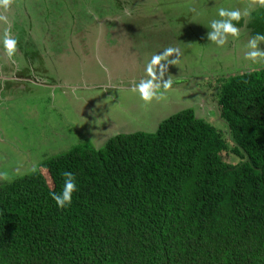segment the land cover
Returning <instances> with one entry per match:
<instances>
[{
	"label": "trees",
	"instance_id": "1",
	"mask_svg": "<svg viewBox=\"0 0 264 264\" xmlns=\"http://www.w3.org/2000/svg\"><path fill=\"white\" fill-rule=\"evenodd\" d=\"M213 94L221 128L182 108L0 180V264H264V67Z\"/></svg>",
	"mask_w": 264,
	"mask_h": 264
},
{
	"label": "rangeland",
	"instance_id": "2",
	"mask_svg": "<svg viewBox=\"0 0 264 264\" xmlns=\"http://www.w3.org/2000/svg\"><path fill=\"white\" fill-rule=\"evenodd\" d=\"M117 1L98 0L105 8L100 12L108 8L109 15L119 16ZM126 3L129 17L125 13L120 25L113 17V24L107 22L112 27L92 26V18L84 17L88 22L83 32L109 29L98 40L94 77H88L84 64L78 74L84 82L78 88L64 93L57 89L54 95L37 89L32 98H0V180L23 175L48 155L77 143L98 148L115 133L152 132L159 120L182 108H192L221 128L223 124L212 118L219 84L230 75L264 67V36H252L245 25L235 24L219 36L213 34L214 22L245 19L263 0ZM92 36H84V50L97 40ZM132 72L140 77L122 78ZM88 82L97 85L88 87Z\"/></svg>",
	"mask_w": 264,
	"mask_h": 264
},
{
	"label": "crops",
	"instance_id": "3",
	"mask_svg": "<svg viewBox=\"0 0 264 264\" xmlns=\"http://www.w3.org/2000/svg\"><path fill=\"white\" fill-rule=\"evenodd\" d=\"M97 1L0 0V98H18L22 94L32 98L37 89L46 88L48 95H54L57 89L64 93L65 89L78 88L84 82L78 77L84 64L89 70L88 77H94L99 61L98 40L108 33L104 29L94 34L83 32L88 22L84 17L92 18V26H101L104 20L107 23L113 17L120 25L124 20L122 17L130 11L126 1L119 0V16L109 15L108 8L102 14ZM258 6H264V0L263 5ZM87 35H93L97 40H92L84 50L83 38ZM77 63L81 66L79 69ZM134 76L136 79L140 77L132 72L122 78L134 81ZM86 84L88 87L97 85L93 82Z\"/></svg>",
	"mask_w": 264,
	"mask_h": 264
},
{
	"label": "flooded vegetation",
	"instance_id": "4",
	"mask_svg": "<svg viewBox=\"0 0 264 264\" xmlns=\"http://www.w3.org/2000/svg\"><path fill=\"white\" fill-rule=\"evenodd\" d=\"M119 2H120V1L118 0V1H117V4H118ZM117 4H116V5H117ZM99 20L102 21V18H100ZM109 21H110V20L108 19L106 22H109ZM104 23H105V20H104V22L101 23V27H102V25H103ZM114 23H116V22H114ZM106 24H107V23H106ZM106 24H104V25H106ZM112 24H113V23H112ZM108 25H109V26H107V28L112 27L109 23H108ZM105 30H106V29H105ZM107 32H109V29L106 30V33H107ZM144 35H146V34H143L142 36H140V38H141V39L145 38ZM142 37H143V38H142Z\"/></svg>",
	"mask_w": 264,
	"mask_h": 264
}]
</instances>
